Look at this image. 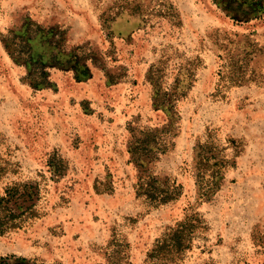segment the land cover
Listing matches in <instances>:
<instances>
[{"label":"rangeland","instance_id":"1","mask_svg":"<svg viewBox=\"0 0 264 264\" xmlns=\"http://www.w3.org/2000/svg\"><path fill=\"white\" fill-rule=\"evenodd\" d=\"M259 8L253 0H0V196L16 184L39 188L38 215L0 234V264H108L114 239L118 264H152L156 239L197 205L194 148L209 134L234 163L212 200L197 205L208 229L171 264H264V16L245 18ZM28 19L64 30L66 48L89 55L91 77L49 68L52 86L32 88L1 42ZM153 66L164 87L181 67L195 74L176 104L174 147L151 167L183 193L159 208L137 198L128 152L131 129L166 123ZM59 157L67 171L55 179L48 164Z\"/></svg>","mask_w":264,"mask_h":264},{"label":"trees","instance_id":"2","mask_svg":"<svg viewBox=\"0 0 264 264\" xmlns=\"http://www.w3.org/2000/svg\"><path fill=\"white\" fill-rule=\"evenodd\" d=\"M255 2L260 8L253 9L249 15L245 14L248 20L252 16L251 13L253 16H264V0H253V4ZM237 20L242 21L239 18ZM65 36V31L59 27H44L28 19L20 28L10 31V35L1 37V42L12 61L26 69V81L31 87L42 90L52 86L47 81L50 78L49 68L72 72L79 82L91 77L89 55L82 47L73 51L67 49ZM155 70L157 71L153 66L150 72L154 105L156 110L165 113L166 123L156 128L131 129L132 140L128 152L132 158L131 162L138 171L135 184L137 198L159 208L177 201L183 193L182 185L176 181L160 179L151 171V167L174 147L180 123L176 104L187 97L193 86L195 74L192 70L181 67L174 83L164 87L154 77ZM42 77L44 82L39 79ZM194 151L193 169L198 205L212 200L221 186L224 171L232 167L234 160L226 159L224 149L216 145L211 134L206 140L198 142ZM48 165L55 179L65 175L67 171V162L62 157L55 161L50 160ZM38 195V186L30 183L7 188L5 195L0 196V234L18 228L26 220L38 215L36 202ZM29 202L31 204L27 205ZM197 205L191 208L192 213L186 215L176 225L168 227L163 235L156 239L148 252L147 261L152 264L177 263L193 248L194 240L208 229L205 219L197 210ZM116 243L114 239L110 244L108 264H118L115 260L120 252V244L115 245ZM120 263L127 264L123 261Z\"/></svg>","mask_w":264,"mask_h":264}]
</instances>
